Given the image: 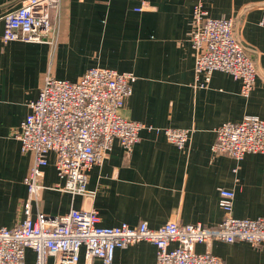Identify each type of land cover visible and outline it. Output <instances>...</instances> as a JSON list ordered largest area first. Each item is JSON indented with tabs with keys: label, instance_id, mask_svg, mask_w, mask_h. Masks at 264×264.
I'll return each mask as SVG.
<instances>
[{
	"label": "crops",
	"instance_id": "obj_1",
	"mask_svg": "<svg viewBox=\"0 0 264 264\" xmlns=\"http://www.w3.org/2000/svg\"><path fill=\"white\" fill-rule=\"evenodd\" d=\"M24 1L0 0V228H14L25 218L24 180L33 155L22 153L15 132L30 103L47 78L77 82L94 67L136 77L120 115L146 129L130 154L115 141L104 162L92 167V198L59 189L65 181L50 153L42 179L46 189L32 206L33 220L40 212L60 216L93 207L102 227L142 222L153 229L170 222L215 227L224 218L222 189L235 194L234 217L264 218V153L236 160L212 152L217 127L248 116L264 120V28L259 24L264 0L204 1L209 17L234 20L236 38L250 51L258 75L248 97L229 73L197 77L191 44L197 0H61L46 43H4L5 15ZM168 128L193 131L183 149L167 139ZM195 251L209 252L224 264H264V246L246 242L214 241L197 244ZM54 263L49 258L48 264ZM156 263L157 249L148 242L115 251L114 264ZM25 264H36L34 251H26ZM78 264L102 263L87 260L82 250Z\"/></svg>",
	"mask_w": 264,
	"mask_h": 264
},
{
	"label": "built area",
	"instance_id": "obj_2",
	"mask_svg": "<svg viewBox=\"0 0 264 264\" xmlns=\"http://www.w3.org/2000/svg\"><path fill=\"white\" fill-rule=\"evenodd\" d=\"M61 0H25L21 7L5 15L4 43L20 41L46 43L52 33V13ZM205 0H197L193 11L195 29L191 44L195 52L197 77L207 79L215 71L231 74L241 83L248 97L254 90L258 70L234 33L233 19L209 17ZM264 28V15L259 22ZM132 73L109 68L89 69L77 82L47 78L30 113L15 132L22 153L33 155V165L24 182L28 195L25 218L14 228H0V264H25L26 251L36 254V264H78L82 250L87 260L99 259L114 264L115 251L136 243L148 242L157 249L156 264H224L209 253H197V244L246 242L264 246V218L240 219L233 215L235 194L222 189L219 205L223 220L215 227L170 222L157 229L146 222L130 227L100 226L98 211L71 210L60 216L43 212L32 218V206L41 199L48 155L55 154L57 175L65 181L59 189L92 198L88 190L89 172L101 165L119 141L130 154L140 140L143 123L126 120L120 110L132 95ZM151 129V128H149ZM192 130H164L167 139L183 149ZM212 152L242 160L247 154L264 153V120L245 117L239 123H224L215 129ZM176 245L175 248H171Z\"/></svg>",
	"mask_w": 264,
	"mask_h": 264
}]
</instances>
